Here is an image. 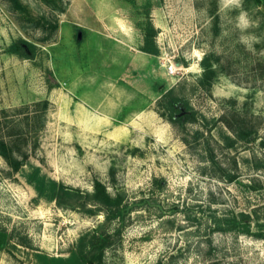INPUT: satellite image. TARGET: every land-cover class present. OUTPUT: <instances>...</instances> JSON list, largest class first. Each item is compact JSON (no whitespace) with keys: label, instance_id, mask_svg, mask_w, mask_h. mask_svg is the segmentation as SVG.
I'll return each instance as SVG.
<instances>
[{"label":"rangeland","instance_id":"374dc122","mask_svg":"<svg viewBox=\"0 0 264 264\" xmlns=\"http://www.w3.org/2000/svg\"><path fill=\"white\" fill-rule=\"evenodd\" d=\"M18 1L0 0V135L25 164L0 155V264L68 256L95 230L101 264H264V0ZM168 90L194 121L170 120ZM226 122L254 138L229 145ZM35 166L76 196L39 195Z\"/></svg>","mask_w":264,"mask_h":264},{"label":"trees","instance_id":"16d2710c","mask_svg":"<svg viewBox=\"0 0 264 264\" xmlns=\"http://www.w3.org/2000/svg\"><path fill=\"white\" fill-rule=\"evenodd\" d=\"M11 4L20 8L18 0H9ZM255 2L259 0H254ZM55 27V25H54ZM155 30L153 27L147 29L145 35V43L141 48L145 52L153 53V35ZM34 44L25 40L17 39L10 45V50L22 57H30L34 53ZM211 66H204V77L202 79L203 85L210 84ZM206 81V83H205ZM211 85V84H210ZM165 96H168V109L171 111L170 120L175 122L176 120L180 123L191 122L195 120L194 113H188L187 110H181L180 100L171 95V90H168ZM46 105V103H44ZM5 110H1L0 113H4ZM1 123V122H0ZM227 127L234 135V138L227 137L229 145H232L236 139L240 140H251L254 137L253 130L246 127L234 126L229 122H226ZM12 142L5 140L0 135V155L5 159L12 171H19L25 164L23 159H19L15 156ZM27 180L34 183L35 188L39 195H46L48 198L55 200L58 203H63L64 198H73L76 196V192L70 190L68 187H64L62 183L57 182L53 179H45L40 173L39 167L35 166L27 176ZM92 199L96 200L105 209L106 218L108 220L113 219L116 216L124 215L126 208L122 207L121 198L119 196H112L107 191L106 187L100 182L96 181L94 184V191L90 195ZM66 199V198H65ZM249 213L241 214V221L243 223L242 231L248 233L250 230ZM240 220V219H239ZM239 220L237 217H232L226 221V223L232 227H238ZM264 233V232H263ZM262 235V234H260ZM110 233L106 230H95L89 235L85 236L84 243L73 250L68 256H53L45 252H34L33 257L37 264H101L104 259V252L106 247L110 244ZM157 264H163L162 261Z\"/></svg>","mask_w":264,"mask_h":264},{"label":"built area","instance_id":"2783aa9c","mask_svg":"<svg viewBox=\"0 0 264 264\" xmlns=\"http://www.w3.org/2000/svg\"><path fill=\"white\" fill-rule=\"evenodd\" d=\"M169 72H170V73H173V72H174V68H173V66H169Z\"/></svg>","mask_w":264,"mask_h":264}]
</instances>
